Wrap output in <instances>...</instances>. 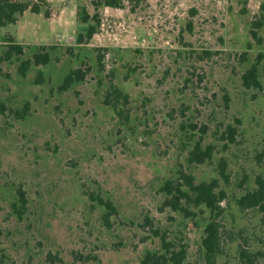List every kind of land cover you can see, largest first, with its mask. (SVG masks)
<instances>
[{"label": "rangeland", "instance_id": "1", "mask_svg": "<svg viewBox=\"0 0 264 264\" xmlns=\"http://www.w3.org/2000/svg\"><path fill=\"white\" fill-rule=\"evenodd\" d=\"M20 1L39 13L0 29V104L27 105L23 118L0 116V264H140L161 250L152 231L187 264H246L241 249L264 264V214L235 203L264 182V26H254L264 0H144L133 10L127 0ZM84 12L100 23L79 43L94 25L80 22ZM8 38L23 53L5 60ZM44 53L48 63L19 74ZM253 65L259 88L242 83ZM76 70L83 79L62 90ZM112 88L126 101L113 102ZM196 143L213 147L210 162L188 163ZM179 172L224 195L213 261L200 245L209 211L184 218L163 207L160 189ZM89 194L114 206L109 227Z\"/></svg>", "mask_w": 264, "mask_h": 264}, {"label": "trees", "instance_id": "2", "mask_svg": "<svg viewBox=\"0 0 264 264\" xmlns=\"http://www.w3.org/2000/svg\"><path fill=\"white\" fill-rule=\"evenodd\" d=\"M42 2V0H39ZM129 4H132L131 10L135 9L144 2V0H127ZM123 0H96L93 2V6L97 7L103 5L105 7L119 9L122 8ZM30 11L33 14L39 13V5L34 4L30 6L27 2L20 0H0V29L7 25L15 24L17 18L21 16L24 12ZM47 15V14H46ZM82 24H87L89 21H93L94 25L88 26L87 31L84 36L78 37V42H86L92 38L96 33V29L99 26V20L94 16H89L87 13H83V16L79 19ZM255 28H262L264 22L258 21L254 24ZM8 47L4 53V59L10 60L12 55L20 56L23 53V49L20 45L13 43L12 38H8ZM49 55L44 54H34L32 60H26L21 63L19 68V74L21 76L25 75V72L31 64L33 65H44L48 63ZM257 65H253L249 70H247L242 75V83L247 88H259V82L257 78ZM75 77V79H74ZM84 75L80 71H75L66 76L61 86L62 90H66L74 81H81ZM110 95L113 98V102H117L118 99H122L123 102L126 101V96L121 93L117 88H112ZM107 104L109 102H106ZM112 103V107L117 111V104ZM27 111V105L21 111L12 112L4 105L0 104V116L6 112L12 113L17 117L23 118ZM205 128L203 127L202 134H205ZM214 153L212 146H207L204 149L201 147L200 143L194 145L193 150L189 153V164L202 165L211 161L212 155ZM177 179H172L167 181L160 192L165 195L163 202L164 208H169L174 212L180 213L184 218H189L195 216L193 209L198 210L203 207L205 210L209 211L211 218L206 221L203 226L204 237L201 241V248L204 257L207 261H213L216 256L221 253V224L219 223V217L222 213L220 208V203L224 198L222 193L217 194L215 192L217 188V182L211 181L209 183L202 182L196 184L191 175H187L184 172L178 173ZM256 189L245 193L242 197L236 200V205L241 211L248 209H259L264 214V182L257 179ZM17 197L24 203V194L20 189L17 191ZM88 200L93 204L102 207L105 210V214L102 216V222L106 227H109L110 216L116 213L114 206L107 201H104L98 196L93 194L88 195ZM202 213V212H200ZM264 224V215L261 220ZM146 223H148L146 221ZM150 225V224H149ZM155 237H160L161 250L159 252L151 253L148 252L144 255L140 264H187L186 252L182 248H175L171 243L167 242L163 235H160L157 231H152ZM240 260H246V264H252L248 259V254L241 249L239 251ZM211 263V262H209Z\"/></svg>", "mask_w": 264, "mask_h": 264}]
</instances>
